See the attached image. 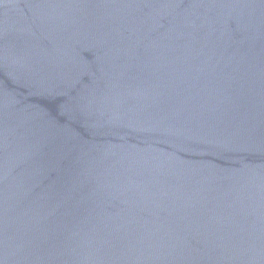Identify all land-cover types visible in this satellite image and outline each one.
Returning a JSON list of instances; mask_svg holds the SVG:
<instances>
[{"label": "water", "instance_id": "water-1", "mask_svg": "<svg viewBox=\"0 0 264 264\" xmlns=\"http://www.w3.org/2000/svg\"><path fill=\"white\" fill-rule=\"evenodd\" d=\"M0 264H264V0H0Z\"/></svg>", "mask_w": 264, "mask_h": 264}]
</instances>
